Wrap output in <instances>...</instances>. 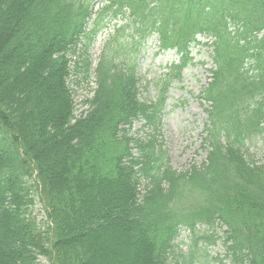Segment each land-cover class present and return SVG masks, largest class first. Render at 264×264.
<instances>
[{
	"label": "trees",
	"instance_id": "16d2710c",
	"mask_svg": "<svg viewBox=\"0 0 264 264\" xmlns=\"http://www.w3.org/2000/svg\"><path fill=\"white\" fill-rule=\"evenodd\" d=\"M199 34L212 39L206 158L177 171L155 136L130 135L136 121L158 132ZM152 35L181 58L144 101L137 57ZM78 75L95 91L77 116ZM262 134L264 0H0V264H202L220 241L215 261L264 264V165L247 147Z\"/></svg>",
	"mask_w": 264,
	"mask_h": 264
},
{
	"label": "rangeland",
	"instance_id": "374dc122",
	"mask_svg": "<svg viewBox=\"0 0 264 264\" xmlns=\"http://www.w3.org/2000/svg\"><path fill=\"white\" fill-rule=\"evenodd\" d=\"M198 39L202 42L207 41L203 37H198ZM103 40L104 38L98 39L90 50L95 64L101 54L104 45ZM155 41L156 38L149 39L137 57L140 97L144 101H148L154 96L153 86L147 85V83L163 71L166 64L177 59L175 50L157 57L155 54L157 51ZM210 51L211 49L204 46H198L193 50L192 56L195 60L183 72L182 81L172 86L169 91L167 106L164 109L158 132L149 125L146 126L143 121H136L131 130L130 136L142 140H148L155 136L158 145L161 144L166 151L170 165L177 171H184L193 163L200 164L206 158V152L202 149L201 138L207 120L205 110L208 106L202 104L197 96L211 76L209 69L212 67V62L208 56ZM70 86L76 105V115L78 116L88 109L86 101L94 95V78L84 80L82 75L73 76ZM248 146L257 164L264 165V134L257 137L254 142L249 143ZM41 208L42 204L36 198V203L31 212L39 221L45 218V213ZM225 229H218V233L222 234ZM188 235L189 231L182 230L181 235L176 240L175 243L180 250L188 251L192 244V241L188 240ZM224 250L222 243L218 242L215 246L208 248L210 257L201 253L199 258L202 264H221L215 261L214 258L222 254ZM39 262L41 264H51L45 257H40ZM168 262L174 264V257L171 256ZM224 264H228V262L225 261Z\"/></svg>",
	"mask_w": 264,
	"mask_h": 264
}]
</instances>
